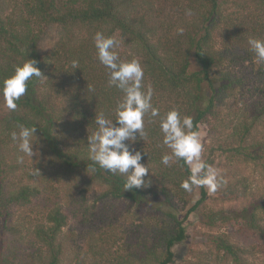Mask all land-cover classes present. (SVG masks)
<instances>
[{"label": "trees", "instance_id": "trees-1", "mask_svg": "<svg viewBox=\"0 0 264 264\" xmlns=\"http://www.w3.org/2000/svg\"><path fill=\"white\" fill-rule=\"evenodd\" d=\"M186 5V10L191 9L194 14L197 10L199 15V22L193 25V29L187 30L181 37H172L168 33L166 36L157 35L154 40L147 33L164 24L163 7L156 9L153 5L146 12L151 13L149 21L154 20V23L151 22L154 27L149 28L145 13L134 17L132 12L125 11L128 4L120 0H0V83L12 74L15 66L27 59L36 60V66L44 76L29 82L28 90L17 102L18 107L14 112L4 106L0 95V137L10 125H34L48 154L67 168L70 176L79 178L78 172H82L89 176V188L92 184L106 188L99 195L101 200L131 201L142 214L146 211L149 218L157 222L155 236L150 235L152 246L144 245L138 238L136 245H129L124 255L118 257L115 256L117 251L110 252L107 264H143L146 258L150 264L176 263V247L187 240V230L173 209L180 204L183 208L188 207L193 192L198 189L201 198L189 209L187 216L207 206L210 197L206 188H195L189 193L180 187L189 175L188 166L183 161L172 162L170 166L160 162L161 155L170 151L162 143L160 118L168 110L178 108L182 115L193 117L195 130L201 134L207 130L214 132L215 122H219L223 116L226 102L236 98L240 91L246 92L251 101L248 118L229 127L230 131L220 140L219 153L214 159L202 157L209 164L218 161L216 157L220 158L218 169L227 180L226 185L218 190L223 202L229 190L231 195L247 205L244 210L255 207L249 225L256 231L264 232L261 223L264 193H261L262 197H257L258 202L255 203L248 191L247 180L232 179L225 167L237 161L241 166L253 164L264 171V62L257 59L248 43L250 38L264 39V0H189ZM186 10H182V13L186 14ZM228 22L231 27H226ZM219 26L228 30L231 43L240 48L242 56H236L234 52L222 56L210 49L208 43ZM50 28L57 30L59 37L47 43L45 36ZM172 28L164 27L159 32L166 33ZM98 31L115 39L119 36L127 40L124 47L118 42L116 50L122 60L137 58L141 61L143 83L145 87L153 89V106L160 109V117L145 116L147 135L143 140L138 138L134 144V148L143 153L141 163L149 167L150 173L145 179H150L151 183L146 188L125 191L124 175L111 174L94 165L89 154L88 158L83 157L82 149H88V136L97 127L95 115L104 112L114 119L115 105L122 98L119 89L108 85L109 70L98 60L94 45V36ZM186 38L188 42L183 41ZM192 53L199 66L197 71L191 70L189 58ZM73 61L78 62V68L72 67ZM233 69L237 71L230 72ZM48 87L55 92L52 96L45 92ZM54 95H61V102H53ZM56 107L70 113V129L75 133L72 137L77 139L78 149L66 150L61 147L60 143L67 137L61 136L59 142L56 131L61 135L60 128L67 121L66 117L56 118ZM223 121L220 123L226 124ZM3 143L0 140V150H11L7 143ZM15 169L7 159H0V235L6 238L19 227L8 224V219L14 213L12 210L27 209L34 198L47 191L43 186L32 187L28 184L16 189L15 183L5 176ZM38 181L44 183L43 177L40 176ZM38 181L34 176L30 179V182ZM5 185L13 190L7 191ZM55 198L60 199L58 195ZM46 201L51 205L45 211L44 221L34 223L29 231L32 233L31 240L39 246L34 255L41 264H61V238L62 230L67 226V216L54 200ZM146 206H149L147 210ZM162 207H167L169 212ZM221 220L224 221L225 217ZM106 225L111 232L100 229L101 240H110L108 235L113 237L117 229L115 223L111 225L106 222ZM220 239L221 244L214 241L215 248L224 250L233 264H254L245 257L246 251L224 237ZM91 245L92 248L97 246ZM7 259L6 252L2 250L0 264H8Z\"/></svg>", "mask_w": 264, "mask_h": 264}, {"label": "rangeland", "instance_id": "rangeland-1", "mask_svg": "<svg viewBox=\"0 0 264 264\" xmlns=\"http://www.w3.org/2000/svg\"><path fill=\"white\" fill-rule=\"evenodd\" d=\"M120 1H124L126 5L128 4V8H125V11L128 13L132 12L134 17L146 14L147 11L151 10L150 8L153 5L156 9L163 7L164 24L161 23L162 26L158 29L147 33V36L154 40L157 35L161 34H165V36L171 34L172 37L180 35L181 37L187 30L191 31L193 25L199 22L197 10L195 14L192 13L191 15L182 13V10L185 12V6H187L186 4L189 0ZM150 16L151 13H147L145 20L150 23L148 24L149 28H153L154 24L151 22L154 23V20L150 18L152 21H149L148 18ZM136 20L135 22L137 23L138 19ZM170 26H173V28L167 32L165 30L166 33L159 32L164 27L168 28ZM226 27H231L229 22ZM180 28H183L182 33L178 31ZM48 32L45 36L47 43L59 37V32L55 29L50 28ZM228 34V30L225 27L219 26L208 43L210 49L216 54H222V56H226L230 52H234L236 56H242L240 48L231 43ZM116 37L121 46H126V39L124 40L119 36ZM183 41L188 42V39L186 38ZM189 59L191 70H199L194 53H192V57ZM234 70L237 71V69H233L230 72ZM45 92L51 96L55 93L49 87L45 89ZM44 95L47 96L46 94ZM61 97V95L59 97L54 95L53 102H61ZM250 102L248 94L243 91L238 92L236 98L226 102L223 108V116L219 122H215V131L207 130L201 134L203 144L202 156L210 159L215 158V155L219 153L218 145L220 140L225 136L224 134L230 131L229 127H233L236 123H241L248 118L250 114ZM61 107H56L58 115L54 111L56 118L57 116L66 117L67 121L66 125L60 128L61 135L56 131L59 142L61 136L67 137L60 145L66 148V150L78 149L77 139H73L72 137L75 133L70 129L69 121L71 115L69 112H62ZM222 119L226 124L220 123ZM14 130H18L17 126L10 125V128L2 133L0 137L1 142H4L2 145L7 143V147L12 150L1 149L0 159L4 157L7 159L8 164L16 168L14 171L8 170L9 172L5 176L8 180L10 178L11 182L15 183L16 189L20 185L28 184L32 187L43 186L47 191L34 198L33 204L27 209L16 208L15 211L14 209L12 210V213H14L8 219V224L10 226L18 225L19 227L14 229L7 238L0 235V252L2 250L6 252V256L9 258L7 259L9 260L7 261L8 264H41L40 259L34 255L39 246L36 241L31 240L32 233H29V231L34 223L44 221L45 211L51 205V202H47L46 199H52L55 203L59 204L67 216V226L62 230L63 256L61 264H107L106 260L110 252L117 251L115 256L118 257L124 255L123 253L129 248V245H136L135 243L138 238L146 246L153 245L151 236H155L156 234L154 230L157 228V222L150 219L146 211L142 214L134 203L125 199L107 200L106 202L101 200L99 195L102 193L103 188H106L94 186V184L89 188V176L86 177L82 172H78L79 178L75 175L70 176L66 172L67 168L65 169L63 165L56 162L52 154H48L42 143L41 136L37 133H35L37 138L33 137V140H36L33 150L37 152L38 156L28 157L20 152L16 142L12 141L11 132ZM93 132L91 131L90 133L92 134ZM84 151L86 152L85 155ZM82 152L83 157L88 158V149H82ZM20 157H23V163L18 162ZM216 159L218 161L211 163V165L218 168L220 158L216 157ZM220 165L224 166L223 164ZM241 165L240 162L232 161L230 165L225 166L226 171L234 180L236 178H245L249 184L248 191L252 195L251 199L252 201H256L257 197H262L261 193H264V171L253 164H250L248 167ZM34 167L40 173L33 174L32 170ZM33 176L37 181L40 180V176L43 177L44 183H40L39 181L30 182ZM5 186L7 191L13 190L7 185ZM219 192L210 193L208 191L210 198L206 203L207 206L199 208L198 211L188 216L187 212L189 209L201 198L199 189L193 192L188 207L183 208V205L180 204L178 208L173 209L174 213L177 214V218L183 220L187 230V240L176 247L178 258L175 264H186V262L233 264L232 259L226 255L224 250L219 251V248H215V240L219 244L222 243L220 237L230 240L240 249L246 251L245 257L254 264H264V232L256 231L249 225L252 221L255 207L244 210L247 205L243 201L237 200L230 194L229 190H227V198H224L226 201L223 202V197ZM57 195L60 198L59 200L55 198ZM109 201L111 202L109 203ZM148 208L149 206H146L145 210ZM162 209L165 212H169L167 207H162ZM224 217L225 220L222 221L221 219ZM218 219L219 222H217ZM106 222L111 225L115 223L117 229L113 237L108 235L111 238L110 240H101L99 236V233H101L100 229L106 231ZM261 223L264 225V215L262 216ZM108 232L111 231L108 230ZM91 244H97V246L92 248ZM91 251L94 252L91 253ZM80 255L88 257L82 256L81 258ZM129 264L141 263L135 262ZM143 264H150V260L146 258Z\"/></svg>", "mask_w": 264, "mask_h": 264}, {"label": "clouds", "instance_id": "clouds-1", "mask_svg": "<svg viewBox=\"0 0 264 264\" xmlns=\"http://www.w3.org/2000/svg\"><path fill=\"white\" fill-rule=\"evenodd\" d=\"M191 14V9H187L186 15ZM178 31L182 33L183 28ZM248 43L257 59L264 62V39L250 38ZM94 45L99 62L109 70L108 85L119 89L122 98L115 105L114 119L104 112L95 115L96 130L88 136L89 159L111 174L124 175L125 191L146 188L151 183L150 179H145L150 173L149 167L141 163L143 153L136 150L134 144L138 138L147 135L145 116H161L160 109L152 103L153 89L143 83L144 68L139 59L120 58L116 50L118 41L114 37L98 31L94 36ZM36 64V60L27 59L15 66L12 74L0 83V95L9 111L17 109V102L26 94L33 78L44 77ZM72 67L78 68V62L73 61ZM17 128L11 132V139L16 142L18 150L30 158L38 156L33 150L36 127L20 124ZM159 128L162 143L170 150L161 155L160 162L170 166L172 162L183 161L188 166L189 175L180 184L183 190L191 193L195 188L202 187L215 193L226 185L222 171L202 158L201 133L195 130L192 116L182 115L178 108H172L160 118ZM18 162L23 163V157ZM32 172L40 173L35 167Z\"/></svg>", "mask_w": 264, "mask_h": 264}]
</instances>
